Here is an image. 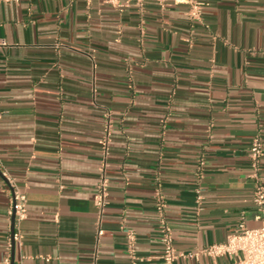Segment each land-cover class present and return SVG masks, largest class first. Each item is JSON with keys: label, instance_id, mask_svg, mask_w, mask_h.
<instances>
[{"label": "crops", "instance_id": "0c3cea01", "mask_svg": "<svg viewBox=\"0 0 264 264\" xmlns=\"http://www.w3.org/2000/svg\"><path fill=\"white\" fill-rule=\"evenodd\" d=\"M194 1L0 2V262L163 264L167 226L173 264H228L203 249L264 223V0Z\"/></svg>", "mask_w": 264, "mask_h": 264}, {"label": "built area", "instance_id": "2783aa9c", "mask_svg": "<svg viewBox=\"0 0 264 264\" xmlns=\"http://www.w3.org/2000/svg\"><path fill=\"white\" fill-rule=\"evenodd\" d=\"M1 1L2 0H0V2ZM86 1L90 2L91 0ZM131 1L141 4L144 0H105L106 3L116 8L123 7ZM175 1L189 4L191 6V15H199L200 3L195 2L194 0ZM4 44L5 41L0 38V45ZM261 154L262 143L260 138L255 136L251 141L249 149L251 166L254 170L257 169ZM6 178L11 189V206L9 214L12 215V212L14 213V225L13 231L10 233V238L16 239L18 237L17 225L26 217L27 213L26 196L18 189L13 180L8 177ZM106 196V179L102 178L93 197L94 204L100 211L105 205ZM252 198L258 211H261L262 207H264V187L257 185L254 189ZM257 218H260V215H257ZM101 232V230H98V234H101ZM129 237H132V235L130 234ZM161 244L162 253L160 258L163 264H173V262L182 255L175 249L170 229L167 226H163ZM203 252L210 256L226 255L229 258L228 264H264V223L258 227L249 228L245 226L243 222H240L224 241L207 246L203 249ZM0 264H10V262L8 259H5L3 262H0Z\"/></svg>", "mask_w": 264, "mask_h": 264}, {"label": "water", "instance_id": "95a60500", "mask_svg": "<svg viewBox=\"0 0 264 264\" xmlns=\"http://www.w3.org/2000/svg\"><path fill=\"white\" fill-rule=\"evenodd\" d=\"M13 225H14V213L12 212V215H11V225H10V231H11V233L13 231ZM11 264H13V263H11Z\"/></svg>", "mask_w": 264, "mask_h": 264}]
</instances>
